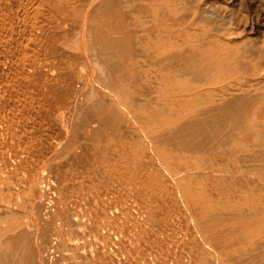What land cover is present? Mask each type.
Instances as JSON below:
<instances>
[{
	"label": "bare ground",
	"instance_id": "6f19581e",
	"mask_svg": "<svg viewBox=\"0 0 264 264\" xmlns=\"http://www.w3.org/2000/svg\"><path fill=\"white\" fill-rule=\"evenodd\" d=\"M221 8L0 0V264H264V40Z\"/></svg>",
	"mask_w": 264,
	"mask_h": 264
},
{
	"label": "rangeland",
	"instance_id": "374dc122",
	"mask_svg": "<svg viewBox=\"0 0 264 264\" xmlns=\"http://www.w3.org/2000/svg\"><path fill=\"white\" fill-rule=\"evenodd\" d=\"M216 9L227 8V29L236 36L233 37L240 42L250 39L264 40V0H210ZM222 4V5H221ZM226 5V6H225ZM221 8V9H222ZM231 16H230V15ZM231 17V18H229ZM232 26V27H231ZM238 31V32H237ZM240 34V35H239ZM246 34V35H245ZM258 36V37H257ZM246 37V38H245ZM256 38V39H255ZM246 43V42H244Z\"/></svg>",
	"mask_w": 264,
	"mask_h": 264
}]
</instances>
